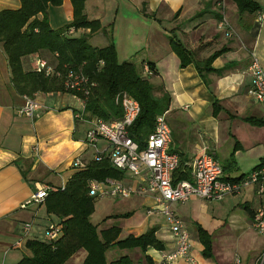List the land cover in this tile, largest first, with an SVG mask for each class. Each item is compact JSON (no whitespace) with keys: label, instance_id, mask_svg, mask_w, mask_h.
<instances>
[{"label":"crops","instance_id":"obj_1","mask_svg":"<svg viewBox=\"0 0 264 264\" xmlns=\"http://www.w3.org/2000/svg\"><path fill=\"white\" fill-rule=\"evenodd\" d=\"M257 1L264 11L260 0ZM219 2L220 0H86L85 14L89 20L99 21L109 34L111 31L120 63H134L141 74L149 63L155 64L157 74L150 79L155 95L161 97L163 93H168L171 97L167 118L171 117L175 128H171L173 141L170 151L179 154L187 166L204 153L212 154L226 169L225 177L229 175L238 178L250 173L264 159V124L256 126L245 121L254 117L264 123V105L251 94L250 74L252 53L259 43L261 30L257 32V14L239 16L235 4L231 0H224L226 13L235 30L234 37L226 38L217 29L219 12H222ZM20 8V0H0V12ZM73 17L74 9L70 0H64L62 6L50 7L48 10L49 23L54 30L71 23ZM43 18L42 14L38 16L39 20ZM263 25L259 27L262 28ZM89 33L90 30L73 29L68 32L71 37ZM172 33L194 53L198 61H204L213 53L227 48L228 51L213 64L215 69H227L225 74L222 77L210 74L208 79L211 87L208 88L193 64L181 69L180 60L169 44L168 37ZM89 43H99L102 46H92L103 48L110 44V40L101 30L89 36ZM38 56L39 54L24 59L26 70H32ZM40 56L50 65L56 66V55L45 52ZM68 95L38 93L34 97L45 107L39 117L32 120L20 116L18 111L24 104L23 96L13 87L8 59L0 43V264H16L21 261L25 251H29L26 248L27 241L38 239V235L44 236V230L51 222H59L54 216H48L49 224L41 226L38 219L44 206H23L31 201L41 187L65 186L77 172L72 169L75 159L81 158L89 163L97 153L85 143L89 126L75 119L81 103L72 96L78 101V105L69 104L66 99ZM214 99L219 101L223 109L217 117L213 115ZM109 147L104 140L97 144L99 153H107ZM233 152L234 164L230 161ZM237 197L240 199L236 200ZM133 198L142 200L145 219L141 227L146 224L147 218L155 215L147 214L148 208L153 205L152 199L132 197L126 200H109L129 201ZM204 202L209 201L192 198L187 203L180 204L186 207L175 213L190 232L194 264H224V254L235 240H239L241 236L249 238L248 234L255 231L253 219L247 212L244 216L236 210L247 207L255 213L260 208L264 209V193L260 195L258 189L251 186L211 208ZM127 213H132V216L114 220L120 222L118 226L122 229L121 237L145 233L138 230L139 226L128 222L134 217L136 210L132 209ZM27 223L33 225L28 236L24 232V225ZM197 224L213 237L212 259L203 256V246L196 232ZM106 225L112 226L114 223L109 220ZM159 231L157 236L165 244V250L149 249L146 254L154 264H193L184 260L164 261V255L176 250V243L169 228L161 230L168 233L165 236H161ZM221 233H225V236L220 238ZM255 233L258 235L256 231ZM231 234L235 235L234 238L227 239L226 236ZM217 240L222 247L217 246ZM222 243L228 245L224 246ZM258 249L261 256L264 242H258L257 237L255 243L251 241L246 264H257ZM122 255L130 256L135 263L143 259L138 250L117 249L108 251L107 258L111 261ZM86 257L87 253L81 250L67 264H83ZM235 259H231L228 264H235ZM142 264L148 263L143 260Z\"/></svg>","mask_w":264,"mask_h":264},{"label":"trees","instance_id":"obj_2","mask_svg":"<svg viewBox=\"0 0 264 264\" xmlns=\"http://www.w3.org/2000/svg\"><path fill=\"white\" fill-rule=\"evenodd\" d=\"M70 1L74 9L73 20L59 30H54L50 26L48 10L50 7L62 6L64 0H20V9L0 12V43L8 59L13 87L23 97H34L38 93H61L84 99L87 119L100 118L109 122L122 118L123 110L116 104L115 99L119 93H128L141 106V114L131 127L130 136L143 150L149 135L154 131L156 118L166 113L170 106V95L163 93L161 97L156 96L150 81L157 74L156 66L149 63L150 74L145 75L140 73L134 63H120L111 31L109 34L99 21L87 18L86 0ZM231 1L237 7L239 16L264 13L257 0ZM40 14L44 15L42 20L38 19ZM72 29L90 30V33L81 37H71L68 32ZM101 30L109 37L110 44L103 48L93 47L89 43V36ZM168 40L180 60V68L185 69L193 64L208 88L211 87V81L208 79L210 74L218 77L225 74L227 69H215L213 64L228 51L227 48L213 53L204 61H198L175 33H172ZM45 52L56 55L57 64L54 67L63 75L73 70L89 77L91 83L96 86L87 97L82 93L66 91L64 80L61 78L47 77L33 68L25 69V58L38 54L41 58L40 55ZM222 110L219 101L214 99L213 115L217 117ZM245 121L256 126L264 124L262 120L254 117ZM234 154L233 152L230 158L232 164L235 162ZM262 167L264 159L250 173ZM223 171L226 172L224 167ZM250 173L238 178L224 176V180L240 183ZM126 177V172L114 168L108 159L91 160L85 169L77 170L65 186L51 188L41 206H44L48 216L59 219L56 223L63 225L64 235L56 242L39 239L27 241L26 248L31 255L24 256L16 264H67L68 260L81 250L87 253L83 264H142L143 260L148 264H154L146 255L148 250H165V244L157 236V228H150L138 236L129 235L122 238V229L118 225L107 227L104 225L109 220L128 219L132 213L107 217L104 223H101L103 226L95 225L91 221L97 199L89 195L90 183L103 182L106 179L123 181ZM191 179V169L181 160L179 169L174 173V184ZM244 209L251 219L255 217L256 212L247 207ZM196 230L198 240L203 246L204 258L212 259L214 257L212 235L199 224L196 225ZM116 249L138 250L143 259L135 263L130 256L122 255L109 261L108 251Z\"/></svg>","mask_w":264,"mask_h":264},{"label":"built area","instance_id":"obj_3","mask_svg":"<svg viewBox=\"0 0 264 264\" xmlns=\"http://www.w3.org/2000/svg\"><path fill=\"white\" fill-rule=\"evenodd\" d=\"M219 7L222 12L217 22V29L226 38L235 35L225 9L224 0H220ZM257 23L264 24V13H258ZM34 71L44 73L47 77H57L64 80L66 91L82 93L87 97L96 85L91 83L88 76L81 72L70 70L66 74L59 72L56 67L46 60L35 58L32 65ZM144 74H150L145 67ZM252 77L251 94L264 105V70L260 66L258 58L252 53L250 66ZM24 104L19 109L20 116L36 119L44 110V106L35 97H23ZM81 103L80 110L75 114L77 122L89 126L86 131L85 143L89 148L97 151L95 161L108 159L112 166L126 172L123 181L106 179L103 182L92 181L89 195L95 199H121L132 197L149 198L153 205L148 208L147 214H164L168 218L170 232L176 243V250L163 256L166 262L184 260L193 263L191 256L192 240L188 228L180 217L172 209L173 204H185L192 198H198L209 202H222L230 196L240 194L244 189L254 186L261 195L264 193V167L252 172L240 183L224 180V171L220 162L212 154L204 153L194 159L188 167L191 169V181H182L174 184V173L179 169L181 159L179 154L170 151L173 141L172 129L168 123V112L156 118L154 131L149 135L145 148L142 150L137 142L130 136V129L141 114V106L138 101L128 93H119L115 99L117 105L123 110L122 118L112 122L100 118L87 119L85 116V100L78 99ZM104 140L109 144L107 153H99L97 144ZM88 162L76 158L72 169L83 170ZM51 188L41 187L32 196L30 204L41 205ZM255 231L264 236V209L256 211L253 218ZM33 225H24L25 235L31 233ZM64 235V227L56 222H51L45 230V240L56 242ZM235 264H242V259L236 257ZM257 264H264V252L259 257Z\"/></svg>","mask_w":264,"mask_h":264},{"label":"rangeland","instance_id":"obj_4","mask_svg":"<svg viewBox=\"0 0 264 264\" xmlns=\"http://www.w3.org/2000/svg\"><path fill=\"white\" fill-rule=\"evenodd\" d=\"M260 2L262 3V6L264 7V0H260ZM221 13V11L219 12ZM228 16V15H227ZM259 26H257V32L260 31V40L259 43L256 45V48L254 50V55L258 58L260 66L262 67V69L264 68V25L262 28H260ZM92 45H98V46H102L99 43H92ZM66 99H68L69 104H74V105H78V101L73 99L72 96L68 95L66 96ZM52 103V101H51ZM50 105V103H48ZM168 123L170 125L171 128H175L174 123L172 122L171 117H168ZM220 161L222 162V160L220 159ZM247 189V188H246ZM240 197V196H239ZM237 197L236 200H239L240 198ZM208 207H212V205H219L218 202H204ZM135 204V205H133ZM142 200H139V198H133L132 200L129 201H117L116 202L113 200H109V199H98L96 200V205H95V212L91 218L92 223H94L95 225H99L101 223H104V219H106L108 216L111 215H117V214H123V213H127L129 210H136V213L134 215V217H132V219L128 222H131L133 224V226L136 227H140V225L142 224V222L145 219L144 216V208L142 207ZM182 207H186V206H180V204H173L172 209L174 211L176 210H180ZM242 208V207H241ZM239 208V210H236V212L243 214L245 216L244 213H246L245 209H241ZM128 210V211H126ZM41 215L40 218L38 219V224H40L41 226H45L47 224H49V220H48V215L45 211V209H41L40 211ZM230 212V211H229ZM228 212V213H229ZM230 214V213H229ZM146 215V214H145ZM157 215V216H156ZM227 217H224V219H226ZM112 223H114V225H119L120 222H116L114 220H111ZM126 222V223H128ZM104 224H102L101 226H103ZM105 227H107L106 223L104 225ZM157 228L158 230H160V235L161 236H165L168 233L162 232L161 230H163V228H165L166 230L168 228H170L169 222H168V218L164 215V214H155L152 217L147 218V222L146 224L144 223L138 230L142 231H147L150 228ZM160 228V229H159ZM46 230V228H45ZM45 230H44V235H45ZM254 231V230H253ZM258 234V233H257ZM222 236H225V233H221L219 235V237L221 238ZM234 234L231 235H227L226 238H234ZM258 237V242L263 241L264 242V237L261 236L260 234L256 235L255 231L252 234H248L249 238H245V237H240L239 240H235V242L229 247L228 251L226 252V254H224V264H228L229 261H231V259L236 258V257H240L243 261V264H246V256H247V252L248 249L250 248L251 245V241L253 243L256 242L257 237ZM38 239L43 241L45 240V237L39 236L38 235ZM251 240V241H250ZM217 242H219V240H217ZM223 242V241H222ZM225 242V241H224ZM221 242H219L217 244L218 247H222L220 246ZM222 245H228L226 243H222ZM223 246V247H224ZM261 251L258 249V258L260 257ZM31 252L30 251H25V255L24 256H30ZM252 256V254H250Z\"/></svg>","mask_w":264,"mask_h":264}]
</instances>
